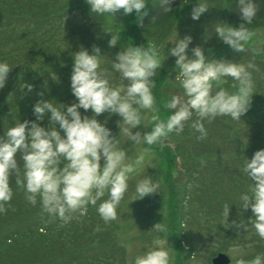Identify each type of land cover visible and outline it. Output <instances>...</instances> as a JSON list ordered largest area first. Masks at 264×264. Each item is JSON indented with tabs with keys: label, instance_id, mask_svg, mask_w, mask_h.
I'll list each match as a JSON object with an SVG mask.
<instances>
[{
	"label": "clouds",
	"instance_id": "clouds-1",
	"mask_svg": "<svg viewBox=\"0 0 264 264\" xmlns=\"http://www.w3.org/2000/svg\"><path fill=\"white\" fill-rule=\"evenodd\" d=\"M234 2L241 22L231 26L218 21L211 31L233 51L243 53L255 35L249 26L264 0ZM86 3L97 16L115 18L120 11L125 15L135 12L138 17L147 14L146 0H86ZM160 4L164 13L171 11V0H160ZM209 8L206 0H197L190 12L191 19L198 20ZM110 33L109 48L120 41V31ZM191 40L190 35L178 38L177 34L175 43L169 41L172 47L168 55L175 57L176 74L172 79L180 91L162 102V107L169 111L166 118H161V105L153 93L156 82L152 77L157 75L162 62L161 50L155 45H124L112 59L110 68L102 67L98 47L93 46L91 53L83 47L72 53L70 90L75 102L64 105L54 100H37L32 106L35 120L16 121L0 137V214L10 206L14 194L10 179H14L16 188L23 190L30 205H39L42 214L59 220L61 225L87 215L90 206L107 224L117 219L129 180L144 168L145 155L151 146L169 134L180 135L186 124L199 134L196 139L202 140L207 136L205 122L220 116L241 121L254 93L250 70L256 69V65L251 61L211 58L200 46L192 47L189 53ZM9 69L7 62L0 61V88ZM114 74L118 83L113 82ZM229 79L235 82L232 88L224 86ZM27 87L31 91V85ZM80 109L84 113L90 110L91 115ZM104 112L116 114L119 133L132 144L142 146L135 157L120 146L117 136L106 127V120L96 118ZM46 115L47 127L38 123ZM141 125L145 130L132 131ZM241 171L250 181L247 190L239 194L241 208H251V228L264 239V149L255 151L251 159L244 158ZM153 193H159V184L151 175H144L136 179L132 200ZM228 210L229 207L225 219ZM233 225L241 227L235 221ZM248 227L244 226V231ZM151 229L154 232L150 246L135 255L131 264H171V247L165 238L167 224L158 222ZM96 230H100L99 225ZM232 253L235 264H264V253L249 260L241 257L239 246Z\"/></svg>",
	"mask_w": 264,
	"mask_h": 264
},
{
	"label": "rangeland",
	"instance_id": "rangeland-1",
	"mask_svg": "<svg viewBox=\"0 0 264 264\" xmlns=\"http://www.w3.org/2000/svg\"><path fill=\"white\" fill-rule=\"evenodd\" d=\"M225 1L206 0L210 8L198 20H192L190 12L197 0H190L177 10L174 20L162 30L165 37L162 40L157 37L156 41L149 43L161 50L159 59L162 60L157 75L152 77L156 82L153 93L157 104L161 105V118H166L169 111L162 107V102L171 94L180 91L178 83L172 79L176 74L175 57L168 55L169 48L172 47L169 41L175 43L177 34L178 38L190 35L192 40L187 50L189 53L192 47L200 46L204 49L205 55L211 58H224L239 63L251 61L256 65V69L250 70L255 83V95L251 97L247 112L241 116V121L220 116L211 122H205L207 136L210 138L206 136L202 140H197L196 136L199 134L186 124L180 135L169 134L162 142L151 146V151L145 155L144 168L139 169L138 175L129 180V189L117 209L116 220L111 221V224H105L99 220V216L92 218L86 215L83 216L85 219L76 217L67 223L68 228L76 232L74 235L80 242L77 249L81 257L90 258L97 252L100 254L104 251L112 258L113 264H131L135 255L150 246L154 232L151 228L158 222L168 226L165 238L167 246L171 247V264H211L212 259L221 253L229 258L230 264H235L232 249L237 246L240 247L241 257L245 260L251 259L257 253H264V243L260 248H253L249 244L239 245L227 241L226 236L220 239L212 237L211 231L217 230L215 227L217 222L212 221L213 218L205 219L206 211L202 210V206L195 204L206 185L212 187L215 185L211 192L217 196L224 195L220 193L227 191L229 180L225 164L236 161L233 152L248 142L244 140L247 133L253 130L252 132L261 134L264 139V123L251 115L264 113V109H258L259 103L255 99L256 93L264 96V26L252 28L255 35L245 52L233 51L211 31L213 24L218 21L231 25L227 19ZM139 19L135 12L125 15L122 11L117 12L115 18L97 16L90 11V5L86 0H0V55L10 53L15 61L21 63L23 53L28 51L27 56L32 57L34 54L32 52L41 46L46 47L47 56L51 54V50L55 54L59 52L60 63L53 69L59 74L58 69L67 68L63 70L64 72L61 71L65 76L60 72L58 78L64 79L61 91L66 93L64 97L68 100L70 98L71 104L75 102L70 90L73 63L71 54L79 51L81 47L86 48L89 53L92 52L93 46L98 47L101 50L102 67L110 68L112 59L124 45L132 43L134 46H140L135 34ZM45 22L49 24H44ZM31 31L33 34L27 36ZM119 31L120 41L116 46L109 48L108 40L112 35L110 32ZM26 41L29 43H25ZM31 68L34 69V66ZM52 78L54 79L53 76ZM113 82H119L115 74ZM233 85L234 82L232 85L224 86L232 88ZM80 111L84 113L83 109ZM84 114L91 115V111L88 110ZM96 118L101 122L106 120V127L111 129L114 137L117 136L120 146L128 151L129 156L135 157L138 154L142 146L132 144L126 140L122 132L119 133V117L116 114L109 115L104 112ZM119 123L123 126L122 121ZM137 130L145 129L142 125L132 129L133 132ZM226 137L231 141H224ZM217 150L226 152V157H218L219 155L214 157L213 154L196 156ZM216 160V170L220 166L224 167L220 169L219 176L212 174L209 169L216 164ZM144 175H151L152 179L158 182L159 193L132 200L135 198L136 179ZM192 200L194 203L191 204ZM214 201L218 202V198ZM211 203L213 208L216 207V203ZM7 207L8 209L0 214V237L6 233L7 235L21 233L29 224L50 218L47 214L41 213L39 205L15 203ZM97 225L100 226L99 231L96 230ZM222 225L228 228L230 224ZM89 236H93L94 239H90ZM57 237L58 235L54 238ZM84 242L88 245L84 246ZM218 249L219 252H216ZM95 261L96 259H93V262Z\"/></svg>",
	"mask_w": 264,
	"mask_h": 264
},
{
	"label": "trees",
	"instance_id": "trees-1",
	"mask_svg": "<svg viewBox=\"0 0 264 264\" xmlns=\"http://www.w3.org/2000/svg\"><path fill=\"white\" fill-rule=\"evenodd\" d=\"M189 1L190 0H171V11L164 13L160 0H146L145 9L147 10V14L140 17L139 24L136 27L137 31L135 34L139 42L138 44L144 45L153 43L156 41L157 37H159V40H162L165 37L162 30L166 29L171 24L175 18L177 10ZM225 3L229 23L231 26H237L241 21L236 9V3L234 0H226ZM36 19L38 18L36 17ZM46 23L47 22L44 24ZM258 26H264V4L260 5L257 18L249 27L252 29ZM33 32L35 31L33 30ZM33 32H28L27 36H29L30 33L32 35ZM25 43L29 42L26 41ZM45 49L46 47L44 46L39 47L36 51L30 49V51L32 50V53H34L32 57L27 56L28 51H26V53L22 54L23 61H21V63L15 61L16 59L10 53L0 55V61H5L10 66L4 86L0 88V137H2L4 131L16 121L23 122L24 120H35L32 106L37 100H54L55 102L64 105L69 104L70 98L68 100V98L64 97L66 93L61 91L64 86V79L59 80L60 78H58L60 72L67 68L58 69L59 74H56L55 69L53 68L60 63V53L57 52L55 54L51 50L52 55L50 54L47 56ZM32 66H34V69L31 68ZM63 72H61V74L65 76ZM52 76L54 79L57 78L56 81H54ZM232 82L234 81L229 79L227 85H232ZM28 85H31V91L28 90ZM254 95L255 94L253 93V96ZM256 95V101H258L259 104H264V96L257 93ZM259 104L257 105L258 109H264V106L260 107ZM251 115L252 117H255L256 120L264 123V113L261 115L252 113ZM217 121L220 122V120ZM38 123L47 127V115L44 120L38 121ZM252 131L253 130L244 136V140L246 139L248 142L234 150L233 157L236 161H233L231 164H225L226 171L228 170L227 180H229V184L227 182V185H229V188L225 193H223V191L220 193L224 195L217 196V194H212L211 188L215 185L213 187L206 185L203 194L198 197L195 204L202 206V210L206 211L205 219L213 218L212 221L217 222V225L215 226L217 230L211 231L212 237H218L220 239L221 237L226 236L227 241L235 244L238 243L240 245L245 243L251 245L253 248H260L261 244L264 243V239H261L255 233L254 229L251 228V208H241L242 204L238 198L240 192L246 191L250 183L246 175L241 171L244 158L251 159L255 151L264 149L263 136ZM207 137L210 138V136ZM224 141H231V139L226 137ZM203 154H213L214 157H217L218 155V157H226L227 155L226 152L221 150L219 152L217 150L214 152H204L196 156H201ZM216 167L217 160L216 164L209 167V169L212 174L219 176L221 173L220 169L224 167L220 166L217 170ZM224 174L225 173L222 174L223 177ZM221 178L222 177H219V179ZM252 183L255 182L252 181ZM10 184L13 188L14 194L9 202V207L13 206L15 203L18 205H27L28 202L25 200L24 192L22 189L16 188L14 179H10ZM217 198L218 202H215L214 200ZM211 202L216 203V207L213 208ZM192 203H194L193 200L191 204ZM228 207V215L225 219V213ZM92 216L98 215L95 208L90 206L87 212V217ZM82 219H85V217ZM234 221L237 224H241L239 229L233 225ZM223 223L230 225L227 228L222 225ZM246 225H249V227L247 231H244V226ZM70 231L72 230L68 228L67 224L61 225V222L57 219L49 218L46 220L43 218L41 219V222L36 221L33 224L26 226L21 233H13L11 235H7V233L3 234L0 237V264L114 263V261L112 263V258H110L104 251H101L100 254L97 252L95 256H91L90 258L81 257L80 252L77 249L80 242L76 239V235H74L76 232L72 231V233H70ZM54 234L55 236L58 235V237L54 238ZM89 237L90 239H94L93 236ZM86 245L88 244L84 242V246ZM68 246L73 248H69ZM216 252H219V249L216 250ZM93 259H96V261L93 262Z\"/></svg>",
	"mask_w": 264,
	"mask_h": 264
},
{
	"label": "water",
	"instance_id": "water-1",
	"mask_svg": "<svg viewBox=\"0 0 264 264\" xmlns=\"http://www.w3.org/2000/svg\"><path fill=\"white\" fill-rule=\"evenodd\" d=\"M211 264H230V260L225 254H218L212 259Z\"/></svg>",
	"mask_w": 264,
	"mask_h": 264
}]
</instances>
